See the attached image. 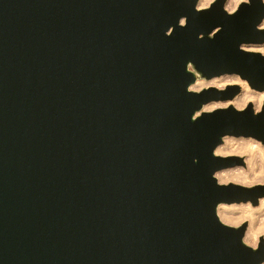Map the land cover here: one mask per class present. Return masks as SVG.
I'll return each instance as SVG.
<instances>
[{
	"label": "water",
	"instance_id": "1",
	"mask_svg": "<svg viewBox=\"0 0 264 264\" xmlns=\"http://www.w3.org/2000/svg\"><path fill=\"white\" fill-rule=\"evenodd\" d=\"M0 0V264H263L220 203L258 205L264 183L226 136L264 143V105L203 110L239 84L264 91V3ZM199 112V113H198Z\"/></svg>",
	"mask_w": 264,
	"mask_h": 264
},
{
	"label": "bare ground",
	"instance_id": "2",
	"mask_svg": "<svg viewBox=\"0 0 264 264\" xmlns=\"http://www.w3.org/2000/svg\"><path fill=\"white\" fill-rule=\"evenodd\" d=\"M212 2L213 0H199L198 7H208ZM240 3L241 0H227L225 7L228 11H234ZM260 27L264 28V20ZM243 48L264 54V43L245 44L243 45ZM231 84H239L241 86L240 92L236 94L233 99L226 101H212L206 104L203 110L215 109L216 107H226L229 105L242 109L247 107L250 103L253 104L256 112L260 110V107L264 103V91H256L253 88H250L247 80L241 79L237 74H223L211 79L199 77L191 86V89L200 90L210 86L225 88L227 85ZM260 150L264 151V148L255 139L250 137L236 138L233 136H226L224 142L216 148V154H247L248 157L246 156L244 161L248 163V168L247 170H243L244 168L240 167L242 165H239V167L220 170L216 173L218 181L229 182L234 180L245 182L251 180V182L255 183H264V156L258 155V151L260 152ZM248 204V202L245 204L239 203V206H237L236 204L220 203L218 205V215L222 221L230 224H241L243 220L248 219L249 226L244 241L249 245H252L253 243L256 245L260 236L264 232V198L260 199L259 206L257 207H252L253 205L249 206Z\"/></svg>",
	"mask_w": 264,
	"mask_h": 264
},
{
	"label": "rangeland",
	"instance_id": "3",
	"mask_svg": "<svg viewBox=\"0 0 264 264\" xmlns=\"http://www.w3.org/2000/svg\"><path fill=\"white\" fill-rule=\"evenodd\" d=\"M214 1V0H213ZM246 1H248V0H246ZM240 5V4H239ZM239 5L236 7V9L239 7ZM235 9V10H236ZM228 10V9H227ZM234 10V11H235ZM229 12H233V11H229ZM263 22V21H262ZM264 43V42H263ZM263 43H261V44H263ZM204 79H206V78H204ZM248 83V82H247ZM249 85V84H248ZM250 88H251V86H249ZM201 90V89H200ZM255 90V89H254ZM256 91H258V90H256ZM263 105H264V103L262 104V106L260 107V110L259 111H261V109H262V107H263ZM216 108H218V107H216ZM209 110H213V109H209ZM233 137H235V136H233ZM236 138H239V137H236ZM250 138H252V139H255L256 141H258L262 146H263V148H264V143H263V141H261V140H258V139H256V138H253V137H250ZM262 154V155H261ZM219 155V154H218ZM258 155L259 156H264V151H262V150H260V152L258 151ZM238 156H241L243 159H245L246 158V156L248 157V155L246 154V155H238ZM243 166V167H242ZM242 166H240L241 168H244L243 170H247V168H248V163L245 161V164L244 165H242ZM236 167H239V165L238 166H236ZM234 168V167H233ZM230 182H236V183H238V184H241V185H245V186H253V185H256V184H258L257 182L255 183V182H251V180H249V181H245V182H239V181H229V182H220V183H230ZM249 182V183H248ZM245 183V184H244ZM248 183V184H247ZM249 204V206H252L253 204L251 203V202H248ZM233 204H236L237 206H239V203H233ZM242 204H245V203H242ZM257 206H259V204L258 205H253L252 207H257ZM248 222V226H249V220L248 219H245V220H243L242 222H241V224L243 223V222ZM228 224H230V223H228ZM240 223H238V224H230V225H233V226H239V225H241ZM247 229H248V227H247ZM261 236H264V232H263V234L261 235ZM258 243H259V241H258ZM258 243L256 244V246L255 247H257L258 246ZM252 246V245H251Z\"/></svg>",
	"mask_w": 264,
	"mask_h": 264
},
{
	"label": "clouds",
	"instance_id": "4",
	"mask_svg": "<svg viewBox=\"0 0 264 264\" xmlns=\"http://www.w3.org/2000/svg\"><path fill=\"white\" fill-rule=\"evenodd\" d=\"M241 2H246V0H241ZM262 3H264V0H261ZM256 245L255 243L252 244V247L254 248Z\"/></svg>",
	"mask_w": 264,
	"mask_h": 264
}]
</instances>
